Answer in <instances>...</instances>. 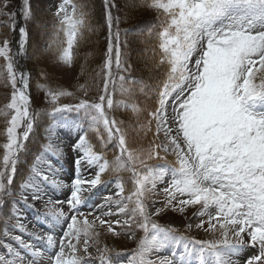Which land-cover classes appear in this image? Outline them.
Here are the masks:
<instances>
[{
  "label": "snow or ice",
  "instance_id": "obj_1",
  "mask_svg": "<svg viewBox=\"0 0 264 264\" xmlns=\"http://www.w3.org/2000/svg\"><path fill=\"white\" fill-rule=\"evenodd\" d=\"M141 2L158 13L153 56L163 78L156 88L155 106L149 110L141 109L135 103L117 105L109 93V83H114L113 65L125 73L132 65L121 48L119 17L112 11L120 6L115 0H104L103 18L109 34L101 68L104 75L101 94L95 100L82 98L74 105H60L61 97L73 93L44 88L52 104V115L79 114L77 127L83 134L72 145V151L76 153V172L70 198L66 201L70 212L75 214L66 215L59 206L62 201L45 199L49 186H65L58 167L63 150L52 139L54 133L50 130L44 153L37 157L38 163L32 167L31 175L20 185L19 195L28 207L43 203L45 211L37 214L45 221H52L53 226L68 220L71 223L67 224L63 236L57 238L51 230L40 234L29 232L21 218L14 215L11 219L16 222L10 225L13 231L3 232L7 242L0 240V247L6 249L0 255V264H37L36 257L44 255L49 248L58 249L50 254V264H82L83 257L78 253L83 251L91 255L90 242L96 243L93 237L99 233L90 234L89 230L97 220L101 225L108 224V232L120 235L114 231L112 222L101 216L92 221L77 219V214L83 216L79 208L85 194L102 183L101 176L109 169L129 172L132 188L126 194L124 184L118 181L115 199L112 196L105 198L108 211L104 215L126 216L127 219L115 223L127 229L124 234L129 239L135 237V229L144 233L136 248L131 250L127 264H238L233 257L245 246V236L248 244L258 246V253L246 264H264V0ZM7 7L3 0L0 15H9L3 11ZM86 8L84 3L62 0L56 11L58 32L63 33L65 40L59 43L54 40L48 47L55 46L58 60L63 63H72V49L88 26ZM31 16L29 0H24L23 17L27 21ZM14 17L15 13H12L9 19L13 20L11 27L15 31ZM18 33V52L23 53L29 42V32L21 26ZM10 51L9 41L5 38L0 42V57L6 61L0 77L10 83L12 91L4 111L0 112L6 117V143L3 144L0 166V206L5 205L6 197L16 195L12 186L17 163L25 148L24 141L28 140L39 116L30 110L31 98L26 92L28 77L23 70L19 71V83L23 87H17L18 70ZM119 79L122 94L131 96L133 87L124 85L137 82L124 75ZM88 87L87 84L79 85L84 96H87ZM119 106L130 107L136 114L147 112V123L141 125L144 134L153 133L147 148L133 149L128 145L126 126L110 115L114 107ZM19 128H23L22 133H18ZM88 130L96 132L104 146L113 144L118 149L114 161L110 163L89 141ZM161 135L164 140L158 143ZM169 151L176 157L174 164L166 162ZM157 158L165 163H148ZM93 169L94 175L86 179L82 170ZM160 183L166 185L163 192L168 197L164 208H178L184 213L188 206L200 205L198 215L208 217L205 231L213 234L219 231L220 238L201 240L177 235L175 227L157 223L153 217L159 216L164 208L150 209L146 200L156 194ZM205 223L201 219L195 227L203 228ZM191 227L189 224L188 228ZM25 234L43 242L44 246L26 239ZM81 240L82 248L79 247ZM166 245L175 246L171 259H151L155 251ZM97 251L101 249L97 248ZM103 251H108L107 246Z\"/></svg>",
  "mask_w": 264,
  "mask_h": 264
},
{
  "label": "rangeland",
  "instance_id": "obj_2",
  "mask_svg": "<svg viewBox=\"0 0 264 264\" xmlns=\"http://www.w3.org/2000/svg\"><path fill=\"white\" fill-rule=\"evenodd\" d=\"M14 0H6L8 7L4 8L3 11L8 13L12 3ZM85 0H73V2L80 4ZM17 2V1H16ZM115 2L120 6L118 9H113V14L116 17H119V31L121 33V48L127 54L129 49L136 48L138 55L136 57L127 54L128 62L133 64L131 70L125 73L122 69L118 70L115 65L112 68V77L114 83H109V93L111 94L113 100L117 103V105H122L124 102H128L130 104L135 103L141 109H149L151 110L155 106V95L152 96V99H147L146 92L149 88V84L153 86L154 79H160L162 77L161 71L157 68L156 62L153 54L145 52L143 50L144 40L140 36L141 34L138 31H134L137 26H143L148 21L152 19H157L158 13L156 10L147 6V4H143L141 0H115ZM0 3H3V0H0ZM62 3V0H29L30 11L32 13L31 19L28 20L29 28L31 32V36L29 33V42L28 46L26 44V58L25 64L27 71L29 73L28 87L26 89L27 94L30 96V110L33 113H39V116L36 118L33 130L34 134L32 140L35 138H40L42 141H45V145L48 142V133L51 130L52 132L57 133V138L54 139L57 143L61 144L62 150L66 148V146L70 145L67 143V140L64 138L71 137L69 142L75 143L78 139L79 135H82L83 132L77 127V123L79 122V114L76 112H66V113H56L55 115L51 114L52 104L50 103V98L46 97L44 88L48 87L53 90L63 89L68 92L73 93L71 96H63L59 99V104H67L74 105L79 102V99H88L91 98L95 100L99 94H101L103 90V79L104 75L101 72V67L104 63L105 53L108 48V26L106 22L104 25H101L99 29L98 24H93L94 33H90L87 28L84 30L83 37L78 40V42L74 45L72 49L73 60L71 64H66L58 60V52L53 46V48H49L48 45L52 41L62 42L65 40V37L62 32H58L59 22L56 16V11L59 5ZM16 4V3H15ZM24 5V0H21V6L18 7V11H22ZM69 12L71 8L69 7ZM88 11V7L86 8ZM90 16V14H89ZM9 19L8 15H0V42H2L5 38L9 41L6 32V23ZM90 21V18H89ZM105 21V20H104ZM15 28L17 31V39H18V29L19 23L17 19L14 21ZM28 30V29H27ZM115 31V27L113 29ZM13 31L12 27H10V32ZM125 32L127 34L125 35ZM137 32V33H136ZM144 35V34H142ZM10 36V33H9ZM143 38L146 40L145 36ZM98 40V42H97ZM127 42L126 45L124 42ZM147 41V40H146ZM153 43V41L151 42ZM99 44V45H98ZM151 45V44H150ZM66 47V43L64 44ZM12 51V45H11ZM100 50V54L98 57L92 55V50ZM10 51V52H11ZM139 57V58H138ZM97 58L96 61L94 59ZM140 59V60H139ZM92 64H96L98 62V73H95L94 76L86 77L85 76V66L89 65V61ZM6 61L0 57V71L3 70ZM95 72V71H94ZM121 75H137L143 76L149 84L143 83L135 85H129L125 83L124 87H133V92L131 96L122 94L121 92V81L119 77ZM131 80V79H129ZM153 81V83H152ZM87 84L88 93L87 96L80 91L79 85ZM17 87L19 88L18 84ZM146 88V89H145ZM11 85L7 83L3 77H0V112L4 111V105L8 103L11 98ZM119 107L124 109L125 111L119 110ZM114 107V109L110 112V115L115 117L119 121H123L124 126H126L127 130V142L128 145L133 149L139 148H147L149 146L150 141L153 140V133L148 132L144 134L141 131V125L147 123V112L142 111L139 114L133 113L131 108L128 111L123 106ZM10 118V117H9ZM52 121V126L50 127V123ZM6 117L0 114V166H2V157H3V144L6 143ZM154 129V125H153ZM18 133L23 132V128L17 129ZM88 138H91V143L94 146H97L103 153L105 159H107L110 163L114 161L115 155L118 154V149L113 146V144H108L104 146L99 140L97 133L91 130H88ZM24 141L25 148L20 153V159L17 163V171L14 175V181L12 186V191L16 193L14 197H6L5 205L0 206V240L7 242V238L3 236V232L5 230L13 231L10 225L15 224V219H11V217L19 216L21 218V222H23L28 231L32 232L37 229L34 227L31 222V217L34 216L35 219L36 212L32 207L26 206L21 197L19 195L20 185L27 180L31 173L26 170V165L32 164L33 166L38 163L33 164L34 160L33 152H30L29 155L31 158L29 159V163L27 162V149H33L37 142L35 140ZM164 140L163 135L160 136L157 142H161ZM63 141L67 143V145H63ZM37 147V146H36ZM27 148V149H26ZM76 153L72 151V146L69 147L68 150H63V154L61 158L65 161L59 162L58 167L61 169L60 178L64 181V185H70L74 176H69L70 172L75 170L74 158ZM163 156L164 153H161ZM32 159V161H31ZM47 159V156H45ZM175 155L172 154L171 151L167 154L166 160L175 163ZM162 161L160 159H153L148 161L150 165H154L156 162ZM139 167V166H138ZM46 170V169H45ZM95 172V169L91 170ZM108 171H112L109 169ZM107 171V172H108ZM88 171H84L83 174H87ZM116 181L122 182L121 176L126 177L125 181V190L126 194L132 188L131 182V174L127 171L114 172ZM94 175V173H93ZM92 175V176H93ZM104 177V174H102ZM166 179H170V177H166ZM123 183V182H122ZM124 184V183H123ZM101 185V184H100ZM166 185L164 183H160L157 185L156 194L151 195L146 200L149 208H164V204L168 197L163 192V188ZM102 188V185H101ZM95 191V190H94ZM118 191L116 185H114L110 191V193L105 190H100L96 197H93L89 202L90 209L89 211L84 210L85 208H79V212L83 213V216L77 214V219L79 221H83L84 218H87L89 221L94 220L96 216H101L102 219L106 221L112 222V227L115 232L120 233V235H113L108 232V224L105 223L101 225L97 220L92 228L89 230L90 234L92 232L99 233V235L94 236L93 239L96 243H91L89 246V252L91 255L83 253L81 251L78 255L82 256L84 261L88 264H96L95 258L101 256L104 253H108L106 256L108 264H127V259L131 254V250L135 249L139 239L144 235L141 230L135 229V237L129 239L124 233L127 229L122 228L120 225L115 223L116 220L123 221L127 219L124 215H111L105 216L104 213L108 211V208L105 206V198L108 196H112L115 199V193ZM60 197L63 203L59 205L63 208L64 212H69V206L66 205L67 199L70 198L69 190L67 193L62 194L61 191ZM50 198L48 195L45 199ZM52 199V198H51ZM54 200V199H52ZM16 201H20V203H16ZM155 202V204H153ZM88 203V202H87ZM38 211L43 213L45 211L43 203H36L34 205ZM68 207V208H67ZM88 207V206H87ZM115 209L113 208V211ZM200 211V205H192L188 206L184 213H181L179 209L173 210L172 207L164 208V210L160 213L159 216H154L153 219L156 220L162 226H172L177 229V233L186 236V237H194L195 239H212V238H220L219 231L213 234L211 231H205L208 227L207 220L208 217L205 215L200 217L198 215ZM75 214L71 212V215ZM203 219L206 223L203 228H196L195 225L199 224ZM68 223H71L69 220ZM191 224L192 227L188 228V225ZM67 231V226L61 229V237L63 236V232ZM14 234H20L19 232H15ZM26 239L32 240L34 242L35 238H30L25 234ZM245 246L241 248L239 252L241 257L239 259L238 264H246V261L254 254L258 253V246L252 247L247 243L248 237L245 236ZM75 242V241H73ZM36 244L38 242L35 240ZM82 240L79 247L82 248ZM107 246L108 251H103V249ZM168 247V249L166 248ZM97 248H100L101 251L98 252ZM173 249H175L174 245H166L159 250L155 251L151 259L158 260L156 255L160 258L170 257V253ZM4 250L6 249L0 247V255L4 254ZM123 252V253H121ZM165 252L166 254H164ZM242 253H244L242 255ZM90 258V259H89ZM235 261V259L233 257Z\"/></svg>",
  "mask_w": 264,
  "mask_h": 264
},
{
  "label": "trees",
  "instance_id": "obj_3",
  "mask_svg": "<svg viewBox=\"0 0 264 264\" xmlns=\"http://www.w3.org/2000/svg\"><path fill=\"white\" fill-rule=\"evenodd\" d=\"M18 0H14L9 11H8V17L12 14V11L13 9L15 8V3H17ZM84 4L87 5L88 7V10H89V18H90V21L88 22V30L90 33H94L93 31V24H98V27L99 29L101 28V25L103 26L104 25V18H103V12H104V0H85V1H82ZM158 19H152L150 21H148L146 24H150V23H154L155 21H157ZM7 23H6V32H7V36H8V33H9V23L11 22V19H7ZM26 26H27V29H28V32L30 33V36H31V32H30V28H29V23H28V20L26 21ZM140 26V25H139ZM137 26V27H139ZM136 27V28H137ZM135 30V29H133ZM142 37V36H141ZM142 39L144 40V44H143V50L145 52H148L150 54H153V48L155 47L156 45V41L155 40H151V41H146L143 37ZM153 41V43H151ZM98 42V40H97ZM99 43V42H98ZM151 44V45H150ZM99 45V44H98ZM100 54V50L96 49V50H92V55L95 56V57H98ZM127 54H130L134 57H136L138 55V52H137V49L136 48H131L129 49V51L127 52ZM139 58V57H138ZM97 58L94 59V61H96ZM140 60V59H139ZM91 62H93V60L89 61V65H86L85 66V76L86 77H90V76H94L95 73H98V69H100V67L98 66V62H96V64H92L91 65ZM132 67H133V64L131 63ZM102 68V67H101ZM159 69V68H158ZM161 71V75H162V70L159 69ZM95 71V72H94ZM132 77L134 78H137L140 80V82L142 83H147L149 84V82L147 81V79H145L143 76H137V75H131ZM163 78V76L160 78V79H154V83H153V86H151L149 84V88L150 89H147V96H145L147 99H152L151 97V92L153 89H155L157 87V85L159 84L160 80ZM33 134H34V130L29 134V138L27 140V143L29 140H32V137H33ZM37 142L36 146L33 148V149H27V155H29L30 152H33V155L34 157L37 155V153H39V151L41 150V147L43 145V142L40 138H35L33 139ZM32 140V141H33ZM32 156V155H31ZM31 156H27V162L29 163V159L31 158ZM33 157V158H34Z\"/></svg>",
  "mask_w": 264,
  "mask_h": 264
},
{
  "label": "bare ground",
  "instance_id": "obj_4",
  "mask_svg": "<svg viewBox=\"0 0 264 264\" xmlns=\"http://www.w3.org/2000/svg\"><path fill=\"white\" fill-rule=\"evenodd\" d=\"M14 57H15V61L16 62H18V60L21 59V53L18 52V40H16L15 44H14ZM17 70H18L17 72L19 74V71L22 70V69L18 68ZM53 133H54V135H53L52 139H56L57 138V133L55 131ZM73 172H74V170H73ZM83 173H84V171L82 170V174ZM90 177L91 176H88V177H86V179L90 178ZM50 187H52L51 190L55 189L56 192H59L60 190L63 192V191L66 190V187H61V188H55L54 186H50Z\"/></svg>",
  "mask_w": 264,
  "mask_h": 264
}]
</instances>
